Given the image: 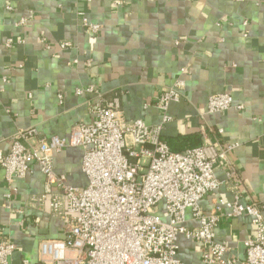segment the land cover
Instances as JSON below:
<instances>
[{"label":"crops","instance_id":"crops-1","mask_svg":"<svg viewBox=\"0 0 264 264\" xmlns=\"http://www.w3.org/2000/svg\"><path fill=\"white\" fill-rule=\"evenodd\" d=\"M115 1L0 0V157L19 131L35 128L37 135L66 137L75 124L90 122L95 95L77 93L89 86L106 96L122 91L126 120L159 124L162 111L155 103L185 67L190 71L185 96L169 104L163 139L199 134L204 126L215 145L238 143L215 174L227 181L226 173L237 171L239 187L227 181L201 200L203 210L209 212L219 197L235 195L241 203L264 205V0ZM22 17L27 22L19 26ZM82 17L100 31H87ZM7 38L23 42L6 47ZM62 39L72 40L73 48L59 49ZM218 92L230 93L243 108L207 113L208 97ZM82 155L81 148L69 147L54 157L56 172L79 187L87 184ZM44 191L37 167L11 187L0 167V240L15 245L12 264H36L39 242L62 238L63 224L51 216L48 200L31 202ZM227 213L224 209L216 239L228 246L227 258L243 260V242L254 236V225L248 215ZM186 225H195L189 214ZM178 257L183 264H201V246L180 236Z\"/></svg>","mask_w":264,"mask_h":264},{"label":"built area","instance_id":"built-area-1","mask_svg":"<svg viewBox=\"0 0 264 264\" xmlns=\"http://www.w3.org/2000/svg\"><path fill=\"white\" fill-rule=\"evenodd\" d=\"M26 22L22 17L17 24ZM81 25L92 34L100 31V25L85 17ZM22 42L21 38H7L4 46ZM41 42L50 47L46 39ZM56 45L66 50L74 43L62 39ZM189 74L187 68H181L173 84L161 92L155 103L162 111L159 124L126 120L121 108L122 91L106 96L89 86L77 93L95 95L90 122L75 124L66 137L37 135L35 128L13 137L10 149L0 157L5 182L11 187L14 180L37 167L44 177L45 191L31 202L48 200L51 216L63 224L62 238L39 242L36 264H183L178 257L180 236L201 246V264H264V205L241 203L239 195L232 200L217 198L209 212L200 204L227 181L235 180L239 187L237 171L230 169L227 181L215 174V167L226 161L238 143L219 147L209 140L210 129L204 126L199 130L202 143L183 152L172 151L162 137L164 123L171 120L167 108L184 98ZM231 108L241 110L243 106L235 104L228 92L208 97L207 113ZM34 136L35 141H29ZM69 147L83 150L84 187L70 184L66 175L54 168L55 155ZM224 209H228L229 217L248 215L254 225V236L243 242V260L227 258L228 246L216 239L215 229ZM188 214L195 225H186ZM14 250L12 242L0 240V264H12L9 257ZM22 264L30 263L23 260Z\"/></svg>","mask_w":264,"mask_h":264},{"label":"trees","instance_id":"trees-1","mask_svg":"<svg viewBox=\"0 0 264 264\" xmlns=\"http://www.w3.org/2000/svg\"><path fill=\"white\" fill-rule=\"evenodd\" d=\"M166 142L172 151L183 152L200 145L201 139L199 134H193L178 136L175 139H167Z\"/></svg>","mask_w":264,"mask_h":264}]
</instances>
